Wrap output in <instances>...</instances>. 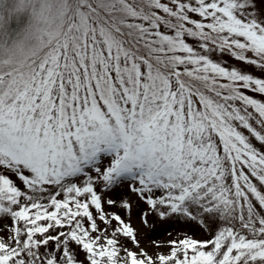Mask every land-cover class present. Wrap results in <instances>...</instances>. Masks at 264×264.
<instances>
[{
    "label": "snow or ice",
    "instance_id": "snow-or-ice-1",
    "mask_svg": "<svg viewBox=\"0 0 264 264\" xmlns=\"http://www.w3.org/2000/svg\"><path fill=\"white\" fill-rule=\"evenodd\" d=\"M37 17L0 44V264H264V0Z\"/></svg>",
    "mask_w": 264,
    "mask_h": 264
},
{
    "label": "clouds",
    "instance_id": "clouds-1",
    "mask_svg": "<svg viewBox=\"0 0 264 264\" xmlns=\"http://www.w3.org/2000/svg\"><path fill=\"white\" fill-rule=\"evenodd\" d=\"M41 0H0V44L10 46L13 41L25 43L29 34L37 37V12ZM16 23L17 27H12Z\"/></svg>",
    "mask_w": 264,
    "mask_h": 264
},
{
    "label": "rangeland",
    "instance_id": "rangeland-1",
    "mask_svg": "<svg viewBox=\"0 0 264 264\" xmlns=\"http://www.w3.org/2000/svg\"><path fill=\"white\" fill-rule=\"evenodd\" d=\"M122 194H123V190H120V192L114 193L113 195L119 196ZM136 212L138 213L139 209H136ZM185 230L188 231L190 234L196 235L197 238H199V232L195 224L184 225V224H178L174 221L169 223L157 222L152 232V235L158 239H170V237L168 236V232H172L173 234H175L177 232H182Z\"/></svg>",
    "mask_w": 264,
    "mask_h": 264
},
{
    "label": "trees",
    "instance_id": "trees-1",
    "mask_svg": "<svg viewBox=\"0 0 264 264\" xmlns=\"http://www.w3.org/2000/svg\"><path fill=\"white\" fill-rule=\"evenodd\" d=\"M12 27H17V24H16V23H13V24H12Z\"/></svg>",
    "mask_w": 264,
    "mask_h": 264
}]
</instances>
